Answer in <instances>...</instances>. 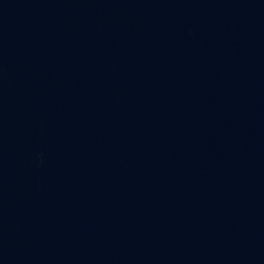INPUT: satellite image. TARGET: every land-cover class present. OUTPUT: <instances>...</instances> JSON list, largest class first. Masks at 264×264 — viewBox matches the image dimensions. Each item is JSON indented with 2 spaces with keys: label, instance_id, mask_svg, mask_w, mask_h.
I'll return each mask as SVG.
<instances>
[{
  "label": "water",
  "instance_id": "obj_1",
  "mask_svg": "<svg viewBox=\"0 0 264 264\" xmlns=\"http://www.w3.org/2000/svg\"><path fill=\"white\" fill-rule=\"evenodd\" d=\"M0 264H264V0H0Z\"/></svg>",
  "mask_w": 264,
  "mask_h": 264
}]
</instances>
